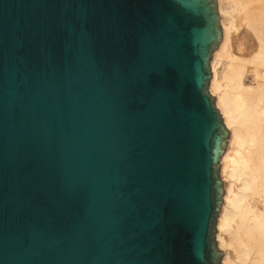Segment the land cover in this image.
Returning <instances> with one entry per match:
<instances>
[{"label": "water", "instance_id": "95a60500", "mask_svg": "<svg viewBox=\"0 0 264 264\" xmlns=\"http://www.w3.org/2000/svg\"><path fill=\"white\" fill-rule=\"evenodd\" d=\"M216 0H0V264H220Z\"/></svg>", "mask_w": 264, "mask_h": 264}, {"label": "bare ground", "instance_id": "6f19581e", "mask_svg": "<svg viewBox=\"0 0 264 264\" xmlns=\"http://www.w3.org/2000/svg\"><path fill=\"white\" fill-rule=\"evenodd\" d=\"M256 1L262 6H253ZM216 4L222 33L209 60L208 87L229 131L219 158L223 193L216 242L225 249L222 264H264V0H216ZM237 16L245 25L244 34L255 41L246 56L234 49L241 42L233 34ZM222 62L219 74L216 66ZM248 66L252 83L244 81Z\"/></svg>", "mask_w": 264, "mask_h": 264}, {"label": "rangeland", "instance_id": "374dc122", "mask_svg": "<svg viewBox=\"0 0 264 264\" xmlns=\"http://www.w3.org/2000/svg\"><path fill=\"white\" fill-rule=\"evenodd\" d=\"M257 2H258V4H257ZM260 1H256L254 4H253V6L256 4V7H257V5H259V7H261L262 5H260ZM216 7H217V4H216ZM256 8L257 10H260V8ZM217 12H218V8H217ZM218 15H219V12H218ZM237 20V21H236ZM236 20H235V22L237 23L236 25V27H235V30H233V34H235V36L237 37V38H240V40H241V42H240V45H235L234 46V49H235V52H236V54H238L239 56H246V55H249V52L251 53L253 50H254V44H255V41L254 42H252L253 41V38H252V36H249L247 33L246 34H244L245 33V30H244V28H245V25H243L240 21V16H237L236 17ZM219 24H220V27H221V23H220V18H219ZM244 31V32H243ZM244 35V37H245V39H244V37L243 38H241L242 36ZM247 35V36H246ZM246 38H248V42L246 41ZM251 38V39H250ZM243 42H245L246 44H247V46H246V44H244ZM249 44V45H248ZM251 44H252V46H251ZM243 45H244V47H243ZM248 47V48H247ZM249 47H251V48H249ZM254 47V48H253ZM248 49V51L246 50V49ZM249 49H251V50H249ZM247 53V54H246ZM209 66H210V64H209ZM250 68L251 67H247V70H246V73H245V75H244V81L246 82V83H252L253 82V76H252V74H251V72H250ZM216 69H217V71H218V73L219 74H221L222 73V69H223V62L222 63H219V64H217V66H216ZM210 71H211V67H210ZM208 91H209V87H208ZM209 94L211 95V96H213L214 97V105H215V107L217 108V110L219 111V113H220V109L218 108V106L216 105V103H215V94L214 93H212V92H210L209 91ZM220 116H221V120H222V122H223V119H222V115H221V113H220ZM218 176H219V178L222 180V186H223V179H222V177H221V174H220V164H219V162H218ZM215 234H216V230H215ZM226 237H227V235H225ZM215 242H216V236H215ZM216 246H217V242H216ZM218 247V246H217ZM218 249L221 251V257L223 256V254L225 253V249H223V248H219L218 247ZM229 250H232L231 248L229 249ZM230 257L231 258H235V254H234V252L232 251H230ZM221 257H220V264H222L221 263Z\"/></svg>", "mask_w": 264, "mask_h": 264}]
</instances>
